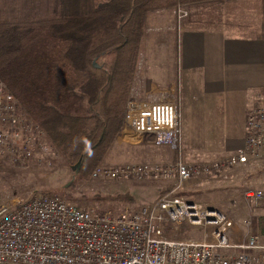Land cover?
Instances as JSON below:
<instances>
[{"label": "built area", "instance_id": "2783aa9c", "mask_svg": "<svg viewBox=\"0 0 264 264\" xmlns=\"http://www.w3.org/2000/svg\"><path fill=\"white\" fill-rule=\"evenodd\" d=\"M178 22L190 14L187 3L176 5ZM247 113L243 148L203 163L181 158L167 163L98 166L93 179H152L174 186L139 209L118 213L82 209L53 194L12 198L0 205V264H264V238L254 226L252 203L264 201V191L249 188L245 234L231 242L235 221L223 211L190 200L184 189L194 180L239 165H264V102ZM182 90L169 99L146 102L131 96L117 143L154 142L181 151ZM44 128L26 115L18 97L0 77V162L40 165V152L50 153ZM172 184V185H173ZM203 228L202 239L183 238L178 226ZM197 234V233H196ZM260 252V253H257Z\"/></svg>", "mask_w": 264, "mask_h": 264}, {"label": "trees", "instance_id": "16d2710c", "mask_svg": "<svg viewBox=\"0 0 264 264\" xmlns=\"http://www.w3.org/2000/svg\"><path fill=\"white\" fill-rule=\"evenodd\" d=\"M178 1L0 0V77L46 132L50 153L39 151L41 163L57 152L71 165L81 160L82 180L103 164L136 97L148 14ZM93 199L135 202L129 192ZM253 223L264 238V211Z\"/></svg>", "mask_w": 264, "mask_h": 264}, {"label": "crops", "instance_id": "0c3cea01", "mask_svg": "<svg viewBox=\"0 0 264 264\" xmlns=\"http://www.w3.org/2000/svg\"><path fill=\"white\" fill-rule=\"evenodd\" d=\"M181 1L190 10L181 23L176 6L149 12L132 92L166 100L180 84L181 151L160 145V159L210 162L245 146L247 113L258 94L264 102V0ZM263 167L239 165L186 188L219 180L264 191Z\"/></svg>", "mask_w": 264, "mask_h": 264}, {"label": "rangeland", "instance_id": "374dc122", "mask_svg": "<svg viewBox=\"0 0 264 264\" xmlns=\"http://www.w3.org/2000/svg\"><path fill=\"white\" fill-rule=\"evenodd\" d=\"M181 3L184 2L181 1ZM162 148L156 145L151 135H147L143 142L139 144L122 143L119 145L117 143L112 147L101 165L120 166L130 163L171 162V159H160ZM49 161L41 163L40 160L41 165L35 168L19 169L9 162L3 165L0 168V205L7 203L12 198H30L38 194H53L82 209H94L102 213L107 211L118 213L126 206L139 209L143 204L151 203L157 199L162 191L170 190L174 186L173 183L146 178L98 180L90 177L88 180H82L77 177L78 173L72 169L73 165L68 163L60 152L54 153ZM206 183L202 182L198 186L200 190L197 191L193 187L184 189L185 195L192 200L202 202L208 207L219 209L231 217L236 225L228 236L231 242L241 241L246 231L244 219L249 212V207L243 199L244 190L236 183L221 184L219 180H216L214 186L209 181ZM253 183L254 181H243L240 186H252ZM125 192H129L135 197L133 204L93 199L99 194L117 195ZM262 204L263 202L259 204L252 203L253 215L262 213ZM178 228L182 234H185L183 238H194L196 240L203 238V235H198L199 233L202 234L203 228L190 229L188 223L180 225Z\"/></svg>", "mask_w": 264, "mask_h": 264}, {"label": "water", "instance_id": "95a60500", "mask_svg": "<svg viewBox=\"0 0 264 264\" xmlns=\"http://www.w3.org/2000/svg\"><path fill=\"white\" fill-rule=\"evenodd\" d=\"M80 168H81V160H79L76 164H74V165L72 166V169H73L76 173L79 172ZM189 199H190V198H189ZM190 200L192 201V199H190ZM209 208H213V207H209Z\"/></svg>", "mask_w": 264, "mask_h": 264}]
</instances>
